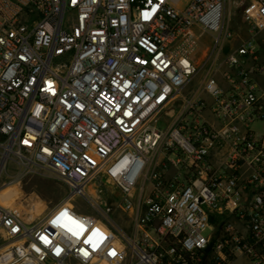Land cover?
<instances>
[{"label":"built area","instance_id":"obj_1","mask_svg":"<svg viewBox=\"0 0 264 264\" xmlns=\"http://www.w3.org/2000/svg\"><path fill=\"white\" fill-rule=\"evenodd\" d=\"M225 3L0 0V189H68L0 203V264H264V0L220 58Z\"/></svg>","mask_w":264,"mask_h":264},{"label":"rangeland","instance_id":"obj_2","mask_svg":"<svg viewBox=\"0 0 264 264\" xmlns=\"http://www.w3.org/2000/svg\"><path fill=\"white\" fill-rule=\"evenodd\" d=\"M182 1L184 3L186 0ZM254 2L255 0H226L225 19L230 29L236 30L237 28H240V26L245 27V23L247 22L245 17L246 12ZM228 14H230V16H228ZM202 42L210 44L211 38L207 36L202 39ZM239 44V39L235 38L234 40H231V42L225 44V49L226 47L230 48L231 45L238 46ZM200 58H202V56ZM175 108L178 109L179 105ZM175 118L176 114H170V116H165L163 120L165 124L170 125L175 121ZM159 126H164L163 121L160 122ZM9 171L12 172L11 169ZM17 185L19 186L21 195L13 202L11 207L17 213L24 216L27 221L38 219L39 217L56 210L63 204L68 191L67 187L54 176L44 177L39 175H27L21 178ZM24 201H30L33 203V205L37 207H35V209H38L37 213L32 215V212L21 205ZM71 205L79 208L82 212H89L90 210L80 197L73 198ZM30 217L33 219H28ZM69 264L77 263L71 261ZM207 264H211V259L210 261H207ZM232 264L246 263L240 259Z\"/></svg>","mask_w":264,"mask_h":264},{"label":"bare ground","instance_id":"obj_3","mask_svg":"<svg viewBox=\"0 0 264 264\" xmlns=\"http://www.w3.org/2000/svg\"><path fill=\"white\" fill-rule=\"evenodd\" d=\"M21 195V191L19 186L16 183H12L2 189H0V203H2L6 207H11L13 202L16 201ZM64 203V202H63ZM25 208H27L32 215L37 213L38 209H35L36 206L33 205L30 201H24L22 204ZM37 208V207H36ZM33 219V218H28ZM5 252V248L0 249V254ZM105 264V263H99Z\"/></svg>","mask_w":264,"mask_h":264},{"label":"crops","instance_id":"obj_4","mask_svg":"<svg viewBox=\"0 0 264 264\" xmlns=\"http://www.w3.org/2000/svg\"><path fill=\"white\" fill-rule=\"evenodd\" d=\"M231 31H233V33H235V36H234V38L232 40H234L235 38H238L240 44H241L242 41H244L247 38H249L248 31H247V23H245V27H243V26L241 27L240 26V28H237L236 30L235 29L234 30L231 29ZM256 39H257L256 40V43H257V46H258L257 51H258L259 59L262 62H264V32L260 33L257 36ZM225 46H224L222 52L219 53L220 58H223L233 47H235V46H232L231 45L230 48H227L226 47V49H225ZM203 97H206V95H203ZM240 259L243 260V261H245L246 264H250L244 257H239L236 261H238Z\"/></svg>","mask_w":264,"mask_h":264},{"label":"trees","instance_id":"obj_5","mask_svg":"<svg viewBox=\"0 0 264 264\" xmlns=\"http://www.w3.org/2000/svg\"><path fill=\"white\" fill-rule=\"evenodd\" d=\"M208 252H210V246H209L208 249H207V253H208Z\"/></svg>","mask_w":264,"mask_h":264},{"label":"snow or ice","instance_id":"obj_6","mask_svg":"<svg viewBox=\"0 0 264 264\" xmlns=\"http://www.w3.org/2000/svg\"><path fill=\"white\" fill-rule=\"evenodd\" d=\"M147 16V14H145Z\"/></svg>","mask_w":264,"mask_h":264}]
</instances>
